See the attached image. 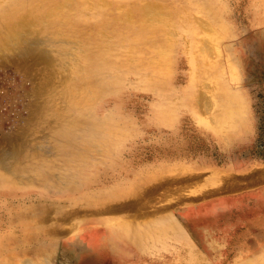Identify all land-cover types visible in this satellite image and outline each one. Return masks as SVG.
<instances>
[{"label": "rangeland", "instance_id": "1", "mask_svg": "<svg viewBox=\"0 0 264 264\" xmlns=\"http://www.w3.org/2000/svg\"><path fill=\"white\" fill-rule=\"evenodd\" d=\"M25 17L41 21L40 41L58 42L47 46L55 70L47 105L77 104L71 117L93 133L76 156L52 160L55 173L75 182L71 191L0 167V264H63V239L100 220L114 226L122 204L141 199L144 208L134 213L145 217L158 207L176 211L179 175L195 166L221 192L251 193L203 216L202 240L186 234L180 241L171 226L163 231L168 243L151 245L169 246L165 256L158 250L131 263L264 264V0H0V30ZM4 51L1 148L37 103L36 86L47 82L44 57ZM82 83L93 89L82 91ZM52 143L31 147L48 153ZM118 257L115 264L126 263Z\"/></svg>", "mask_w": 264, "mask_h": 264}, {"label": "crops", "instance_id": "2", "mask_svg": "<svg viewBox=\"0 0 264 264\" xmlns=\"http://www.w3.org/2000/svg\"><path fill=\"white\" fill-rule=\"evenodd\" d=\"M200 173V168L195 166L194 173L186 175V178L189 179L183 177L185 174L179 175V178L181 180L183 178L185 182L179 186L180 193L175 198L178 205L175 210L178 215H176V211L165 210L164 207H158L157 213H148L147 217L142 216V212L135 214V210L144 208L141 205V199L139 202L133 201L128 206L122 204L116 209V224L114 226L103 224V220H100L99 224H88L81 234L69 233L68 237L62 241L63 251L59 255L62 260L59 262L63 264H115L118 263L115 260H119L118 256H121L126 259L125 264H133L131 263L133 262L132 257L145 259L155 255L158 250L162 252L157 255L165 256L164 251H170L169 246L165 248L161 245V248L155 249L151 245L155 241H159L163 245L168 243L166 240L170 238V235L163 231L167 229L171 231V226L175 228L180 241L186 240V234L193 240H202L200 221L203 216L216 215L215 206L230 207V204H239L240 199H244L251 192L234 193L229 190V192H221L220 184L212 175L202 177ZM161 209L164 210L159 211ZM146 231L150 233L148 236H145ZM138 235L145 236L146 240H139L142 237ZM185 235L186 237H183ZM154 236L158 238L156 239ZM94 242L97 245H92Z\"/></svg>", "mask_w": 264, "mask_h": 264}, {"label": "bare ground", "instance_id": "3", "mask_svg": "<svg viewBox=\"0 0 264 264\" xmlns=\"http://www.w3.org/2000/svg\"><path fill=\"white\" fill-rule=\"evenodd\" d=\"M40 23H41L40 20L34 21L32 18L25 17L24 21H15V22L11 21L8 24L6 23V25L3 27V30H0V41H1L0 51H2L3 54H6L4 49L12 50L14 48L17 50L18 59L25 58L31 55L44 57L47 60V62L44 64L46 65L45 67V70H47L46 80L48 82V83L47 82L42 83L41 84L42 87L41 86H36L37 88L35 87L36 88L35 95L37 96L38 104L36 103L31 105L29 117L26 118L27 120L26 119L24 120L22 125L18 126L19 128L17 132L11 135L12 137L10 140V145L2 148L0 147V167L6 168V170H8L9 173L11 174L14 171L21 172L24 177L23 180L27 181L30 184H34L36 181V183H39V185L42 186L43 188L50 190L61 189L60 185L66 184L67 188H69L71 191L73 190L75 182L70 181L67 173L62 175L55 173L56 165L52 160L54 157H60L65 160H69L72 157L76 156L79 153V148H80L79 145L82 143H86L92 136L93 132L90 126L88 124L82 123L78 117H71L70 115L71 113L70 111H72L71 108L73 106L77 107V104L75 105L66 104L65 106H58V108L60 109L57 110H54L55 108L54 106L47 105L48 100H50L49 98L55 94L52 93L51 95V93L48 92L50 88L49 86L50 79L52 78V75L55 72V70L52 68V66L54 65L53 62L54 58L52 54L49 52L48 45L58 42L54 41L49 36L45 37L43 40L41 39L40 41L39 38L41 37V35H39L37 33L38 30L35 29V27ZM32 28H34L36 31ZM68 52H69V48H68ZM60 54L64 58L65 55H67L65 53H60ZM61 67L63 69L64 68L66 69L67 65L64 64ZM77 87H79V89L85 92L86 91L90 92L91 89H93L92 87H89L85 83H82ZM48 93H49V98H48ZM37 133H39L40 136L37 138L33 137V135H36ZM47 141H52L54 145H56V147L50 149L48 153L47 151L45 152L42 148L37 147L38 146L37 144L36 147H31L32 142L47 143ZM42 151H44L43 154ZM16 161L19 163L21 167H18L16 165L18 164L16 163ZM23 163L25 165L24 167H22ZM36 163H39L40 165H37ZM64 168L69 170V167L67 166ZM26 173L36 174L34 175V177L36 178L35 181L32 178L27 177L25 175ZM39 176L40 178H37ZM64 178L66 181L64 180ZM57 192H61V190ZM43 207L44 206L42 205L37 206L36 210H34L35 213H37L38 210L41 211L42 209H44ZM27 211L28 212L31 211V208H29ZM92 245H97V244H95L94 242V244Z\"/></svg>", "mask_w": 264, "mask_h": 264}]
</instances>
